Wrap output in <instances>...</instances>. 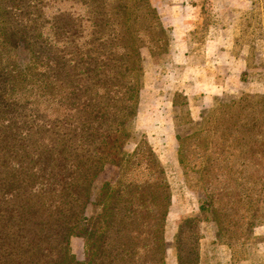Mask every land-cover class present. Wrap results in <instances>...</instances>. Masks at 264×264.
Segmentation results:
<instances>
[{
  "label": "trees",
  "instance_id": "obj_1",
  "mask_svg": "<svg viewBox=\"0 0 264 264\" xmlns=\"http://www.w3.org/2000/svg\"><path fill=\"white\" fill-rule=\"evenodd\" d=\"M169 35L149 0H0V264H201L202 220L169 228L164 166L133 128L142 52ZM177 97L178 165L234 251L264 219V96L215 97L197 120Z\"/></svg>",
  "mask_w": 264,
  "mask_h": 264
},
{
  "label": "rangeland",
  "instance_id": "obj_2",
  "mask_svg": "<svg viewBox=\"0 0 264 264\" xmlns=\"http://www.w3.org/2000/svg\"><path fill=\"white\" fill-rule=\"evenodd\" d=\"M149 2L162 26L169 32L171 41L166 53L156 60L151 59L146 51L142 52L143 88L139 94L133 128L138 138L145 136L164 166L173 202L169 212V228L176 229L185 219L202 220L199 225L201 264H264V219L261 224L251 228V234L236 236L234 251L224 239H221L224 243L215 239L217 232L213 224L204 221L205 217L198 208V196L188 186L187 182H193L192 178L187 181L178 165L173 121L174 116L185 117L184 110L179 106L182 98L177 95L186 98L193 120L198 119L202 110L211 107L215 97L242 92L264 96V0ZM185 50L187 53H184ZM20 58H24L21 52ZM214 62L217 63L213 65ZM213 66L220 67L219 82L227 77L225 68L233 71L241 69L240 74L236 72L240 89L215 95L214 89L210 90L216 83L215 78L210 80L214 77ZM222 66L225 68L222 69ZM245 71L247 76L241 80ZM203 81H206L205 84L200 86ZM198 89L204 93H199ZM201 98L205 101L204 105H201ZM173 102L178 108L173 107ZM133 147V144H129L126 149L129 151ZM117 178V169L110 168L100 181L113 182ZM262 211L264 213V206ZM69 249L75 262L87 261L88 253L82 237L71 236Z\"/></svg>",
  "mask_w": 264,
  "mask_h": 264
},
{
  "label": "crops",
  "instance_id": "obj_3",
  "mask_svg": "<svg viewBox=\"0 0 264 264\" xmlns=\"http://www.w3.org/2000/svg\"><path fill=\"white\" fill-rule=\"evenodd\" d=\"M171 25V24H170ZM184 36V34L182 35ZM184 53H187V50H185ZM217 62H214L213 65H215ZM226 65H231L230 63H226ZM220 67L216 68L215 66H213V78H211L210 80L212 81V79L215 78V82L214 83V86H211L210 87V90L213 88L214 91H215V95H221V94H228V93H233V91H238V89H240V83L238 82V74L236 72H238L240 74L241 72V69H239L238 71H233L232 69L230 68H225V67H221L222 69H226V72H225V76L227 77H224L220 82H219V74H220V70H219ZM208 69V68H207ZM238 82V84L234 83V82ZM206 81H203L201 82L199 85L201 86L202 84H205ZM211 83V82H210ZM209 83V84H210ZM217 85V86H216ZM215 87V88H214ZM232 87H234V90H232ZM219 89V90H218ZM197 91H199V93H204L201 89H198ZM201 98V105L205 104V101Z\"/></svg>",
  "mask_w": 264,
  "mask_h": 264
}]
</instances>
